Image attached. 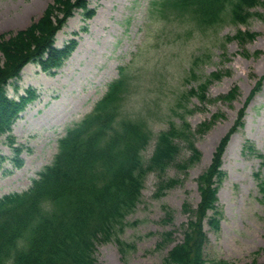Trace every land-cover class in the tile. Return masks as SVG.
Segmentation results:
<instances>
[{
  "label": "rangeland",
  "instance_id": "rangeland-1",
  "mask_svg": "<svg viewBox=\"0 0 264 264\" xmlns=\"http://www.w3.org/2000/svg\"><path fill=\"white\" fill-rule=\"evenodd\" d=\"M159 1L90 0L94 17L85 19L80 10L57 35V46L73 38L78 46L56 74H45L37 63H30L7 86L12 98L18 99L31 88L37 99L20 114L12 132L0 136V198L32 185L53 162L59 140L93 110L119 77L121 67L131 75L123 115L146 121L155 139L171 123L181 125L182 114L194 129L215 114L224 115L208 133L197 136L196 145L202 152L198 163L186 172L176 166L168 169L162 180L181 182L164 196L156 195L161 179L155 174L147 177L140 202L115 236L134 248L122 251L115 239L98 244V264H162L170 250L182 242L190 218L183 205L198 204V176L210 165L221 138L264 76V18L250 17L242 25L226 18L220 25L205 27L189 18H164ZM51 2L0 0V35L27 28ZM254 11L264 14L261 7ZM239 29L256 37L244 47L236 40L229 41L227 37L235 36ZM215 72L224 76L210 85L208 98L214 100L238 87L235 100L204 104L195 96L185 99L184 94ZM8 136L14 137V146L22 148L19 156H15ZM247 144L253 145L256 153L245 149ZM154 147L153 139L144 152L146 159ZM258 154L264 159V81L262 91L247 107L244 127L231 137L223 156L226 178L218 194L221 224L215 230L205 223L207 264L221 259L230 264L264 263V194L260 190L264 169ZM189 156L182 147L179 159ZM168 232L172 236L167 239Z\"/></svg>",
  "mask_w": 264,
  "mask_h": 264
},
{
  "label": "trees",
  "instance_id": "trees-1",
  "mask_svg": "<svg viewBox=\"0 0 264 264\" xmlns=\"http://www.w3.org/2000/svg\"><path fill=\"white\" fill-rule=\"evenodd\" d=\"M260 4L264 3L260 0H164L161 6L181 18L211 27L226 18L245 24L253 15L251 9ZM77 9L93 14L88 10V0H54L28 28L9 37L0 36V134L10 130L18 113L33 99L28 94L14 101L6 96L5 85L31 61H39L47 71L61 66L75 43L72 41L64 49H57L53 47L54 37ZM255 36L238 31L234 38L245 44ZM212 78L219 79L220 75L214 74ZM210 82L203 84L201 91ZM127 86V80L113 84L95 112L60 141L53 164L28 191L0 200V264H98L97 244L111 241L125 226L126 216L140 199L146 177L152 172L161 176L175 164L181 153V142L188 144L192 156L180 166L185 169L200 160L201 153L193 137L209 130L213 122H204L196 133L188 123L180 127L173 125L159 134L150 160L143 159L141 151L151 138L150 132L144 123L120 117V102ZM259 89L260 83L252 95ZM235 93L236 90L225 98L231 99ZM228 138L229 135L221 141L212 164L198 178L200 202L196 209L184 206V211L190 214L184 240L170 250L163 264L207 263L204 220L210 217L209 210L218 214L217 191L224 179L219 168ZM15 152L18 155L21 149L16 148ZM175 183L167 181L160 189ZM209 224L218 228L219 219L211 217ZM165 236L171 238L172 233ZM221 263L227 264L212 262Z\"/></svg>",
  "mask_w": 264,
  "mask_h": 264
}]
</instances>
